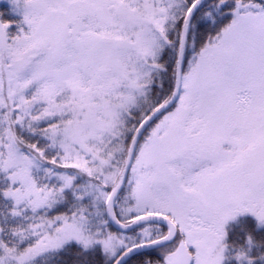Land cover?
I'll use <instances>...</instances> for the list:
<instances>
[{
    "label": "snow or ice",
    "instance_id": "obj_1",
    "mask_svg": "<svg viewBox=\"0 0 264 264\" xmlns=\"http://www.w3.org/2000/svg\"><path fill=\"white\" fill-rule=\"evenodd\" d=\"M6 3L0 264H264V0Z\"/></svg>",
    "mask_w": 264,
    "mask_h": 264
},
{
    "label": "trees",
    "instance_id": "obj_2",
    "mask_svg": "<svg viewBox=\"0 0 264 264\" xmlns=\"http://www.w3.org/2000/svg\"><path fill=\"white\" fill-rule=\"evenodd\" d=\"M8 8V5L6 3V0H0V10H6ZM15 29H13L14 31ZM240 223H245V221H241Z\"/></svg>",
    "mask_w": 264,
    "mask_h": 264
}]
</instances>
